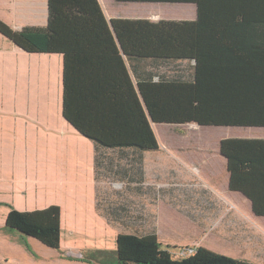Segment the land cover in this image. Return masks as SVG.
Segmentation results:
<instances>
[{
	"label": "trees",
	"instance_id": "1",
	"mask_svg": "<svg viewBox=\"0 0 264 264\" xmlns=\"http://www.w3.org/2000/svg\"><path fill=\"white\" fill-rule=\"evenodd\" d=\"M116 1L192 4L197 18L107 20L99 0H48L45 26L15 31L0 20V35L21 51L62 57V117L94 144L96 174L102 166L110 174L119 168L143 177L144 153L159 151L151 122L264 129V0ZM166 68L171 72H162ZM106 151L121 153L105 162ZM220 154L230 191L247 196L254 214L264 217V139L222 140ZM61 227L55 205L32 212L11 208L5 220L7 231L52 250L61 248ZM86 260L253 264L203 247L175 259L154 232L119 234L115 251L90 253Z\"/></svg>",
	"mask_w": 264,
	"mask_h": 264
},
{
	"label": "rangeland",
	"instance_id": "2",
	"mask_svg": "<svg viewBox=\"0 0 264 264\" xmlns=\"http://www.w3.org/2000/svg\"><path fill=\"white\" fill-rule=\"evenodd\" d=\"M100 1L113 19L192 22L197 18L192 4ZM48 16V0H0V20L15 31L45 26ZM62 72L60 55L20 52L0 35V264H99L86 258L97 251H115L119 234L152 232L175 259L203 247L264 264V248L245 250L214 233L223 225L209 227L214 234L200 238L198 245H173L196 235L189 219L192 209L175 204L174 190L226 189L225 169L217 156L220 142L264 139V129L153 124L160 149L144 153L148 179L119 168L110 174L102 166L96 174L94 145L62 117ZM120 153L106 151L102 158L107 162ZM145 196L157 207L145 211ZM53 205L63 216L60 250L6 230L11 208L32 212ZM216 205L214 211L212 203L214 216H221L222 204ZM144 214L150 219L143 220ZM260 236L264 247V234Z\"/></svg>",
	"mask_w": 264,
	"mask_h": 264
},
{
	"label": "crops",
	"instance_id": "3",
	"mask_svg": "<svg viewBox=\"0 0 264 264\" xmlns=\"http://www.w3.org/2000/svg\"><path fill=\"white\" fill-rule=\"evenodd\" d=\"M13 1L15 2L16 0ZM99 2L102 7L103 5L100 0ZM102 10L105 14L103 7ZM107 11H108L107 16L105 14L107 20H112L113 18H109L111 15L109 10ZM115 19H120V17ZM62 92H63V87H62ZM159 149H160V144H159ZM94 152H95V147H94ZM217 156L220 164L223 165V168L225 169V174H224L225 176L223 177V187L226 189L174 190L173 193L175 196L174 200L176 199L177 201L175 202V204L184 205L185 207L192 209V214L191 217H189V219H190V224L195 229L196 235L192 236V238L189 237L188 240L184 243L181 244L174 243L173 245L174 246L183 245L185 247L192 244L198 245L200 243L199 242L200 238L202 239L206 235H211L219 232L225 237V239L228 242L237 245L238 244L244 245L245 250H247V248H252V247L254 248L257 247L258 249L260 248V250H262L264 247H260L261 244L260 235L264 234V217H258L254 214L253 204L251 200L247 198V196L243 195L242 193L230 191L229 173L227 171V161L226 160L223 161V159H221L220 152H218ZM93 171L95 172V157H94ZM142 178L144 180L149 178V173L146 172L145 160H144ZM146 184H150L149 180L147 181ZM185 192H187V194L189 193V195L185 196L186 195ZM216 202H220L222 204L220 207V211L222 213L220 214L221 216H214V213L211 209L212 203H213V208L215 207L214 211L218 209ZM142 205H143V209L147 211V210H151L152 207L154 206L157 207L158 203L153 204L150 198L149 200H147L145 196V202L144 204L142 203ZM147 216L148 215L146 214L142 215V219L143 220H145L146 218L150 219V217ZM62 218L63 216L61 211V222H62ZM216 225L217 226L223 225L224 228L218 229V231L212 233L211 228L209 227L211 226L214 227ZM207 227H208V231H207Z\"/></svg>",
	"mask_w": 264,
	"mask_h": 264
},
{
	"label": "water",
	"instance_id": "4",
	"mask_svg": "<svg viewBox=\"0 0 264 264\" xmlns=\"http://www.w3.org/2000/svg\"><path fill=\"white\" fill-rule=\"evenodd\" d=\"M151 123H152V125L154 124L153 122H151ZM220 156H221L222 159L226 160V158L224 156H222L221 154H220Z\"/></svg>",
	"mask_w": 264,
	"mask_h": 264
},
{
	"label": "built area",
	"instance_id": "5",
	"mask_svg": "<svg viewBox=\"0 0 264 264\" xmlns=\"http://www.w3.org/2000/svg\"><path fill=\"white\" fill-rule=\"evenodd\" d=\"M189 251H190L191 254L194 252L193 250H189ZM191 254H190V255H191Z\"/></svg>",
	"mask_w": 264,
	"mask_h": 264
}]
</instances>
